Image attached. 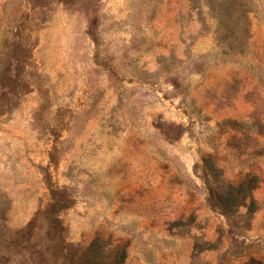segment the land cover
I'll use <instances>...</instances> for the list:
<instances>
[{
    "label": "rangeland",
    "instance_id": "rangeland-1",
    "mask_svg": "<svg viewBox=\"0 0 264 264\" xmlns=\"http://www.w3.org/2000/svg\"><path fill=\"white\" fill-rule=\"evenodd\" d=\"M0 264H264V0H0Z\"/></svg>",
    "mask_w": 264,
    "mask_h": 264
}]
</instances>
